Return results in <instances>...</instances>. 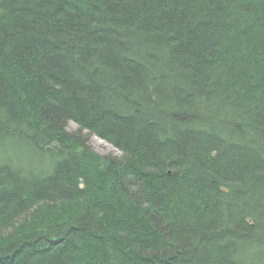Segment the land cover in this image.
Returning a JSON list of instances; mask_svg holds the SVG:
<instances>
[{
  "label": "trees",
  "instance_id": "16d2710c",
  "mask_svg": "<svg viewBox=\"0 0 264 264\" xmlns=\"http://www.w3.org/2000/svg\"><path fill=\"white\" fill-rule=\"evenodd\" d=\"M27 127L61 161L0 154V264H264V0H0V137Z\"/></svg>",
  "mask_w": 264,
  "mask_h": 264
},
{
  "label": "rangeland",
  "instance_id": "374dc122",
  "mask_svg": "<svg viewBox=\"0 0 264 264\" xmlns=\"http://www.w3.org/2000/svg\"><path fill=\"white\" fill-rule=\"evenodd\" d=\"M31 116H36L35 114ZM64 132L69 135L70 137L78 138L80 141L83 140L82 144L84 147L88 148V152L92 153L91 155H95L96 157L100 158L102 161L101 163L105 164V162H110L111 160H118L121 159V156L123 155L122 152L117 149V147L112 146L108 141L105 139H101L98 136H96L94 133L89 135L88 131L83 130L81 133H78L80 130V126H78L74 121L67 120L65 124L62 125ZM4 129V128H3ZM26 134H21L25 133ZM16 133V134H15ZM1 135V134H0ZM22 135V136H19ZM7 136V135H6ZM5 136L0 137V154L3 157L1 159L2 162L9 161L12 164H14L16 167L19 166V169L23 168L27 174L31 173L34 174V177L40 176L39 182H41L42 176L46 174L48 175L50 168L53 163L60 162L61 160L59 157L52 158L49 154H42L39 158L36 157L33 151H36L38 147L41 149L44 148L43 145H40L39 139L36 133H29V128L23 130H14L11 135V139L6 140L4 138ZM15 142L14 144L11 142ZM28 140H32L34 142L32 145H30V142L28 143ZM98 140V142L96 141ZM56 143V142H55ZM52 144L50 145L51 149H54L55 151H59L60 149L58 147V144ZM11 146V147H10ZM21 146V149L19 148ZM46 146V145H45ZM49 147V146H47ZM46 147V148H47ZM49 147V148H50ZM65 148V147H64ZM45 151V150H44ZM80 153H82L81 150H79ZM67 152L64 151V155ZM35 154V155H34ZM68 156V155H67ZM42 162L44 167H42ZM6 164V163H5ZM11 164V165H12ZM7 165V164H6ZM1 166V165H0ZM13 166V165H12ZM21 167V168H20ZM101 167V166H100ZM35 182V180H34ZM85 182L79 183V189L83 190L85 186ZM32 205H35L34 203ZM59 207V206H58ZM61 208V207H59ZM22 219L20 218V221ZM29 230L32 231L33 226H30V224L27 225ZM12 228L8 229H1L0 228V234H7L10 233ZM108 240V239H107ZM106 240V242H107ZM89 251V250H88ZM8 254V252H7ZM6 254V259H9L10 257ZM5 258V257H4ZM32 258V257H31ZM114 261L115 263H113ZM112 264H119L118 259H111Z\"/></svg>",
  "mask_w": 264,
  "mask_h": 264
},
{
  "label": "bare ground",
  "instance_id": "6f19581e",
  "mask_svg": "<svg viewBox=\"0 0 264 264\" xmlns=\"http://www.w3.org/2000/svg\"><path fill=\"white\" fill-rule=\"evenodd\" d=\"M98 142V140H96ZM99 143V142H98Z\"/></svg>",
  "mask_w": 264,
  "mask_h": 264
}]
</instances>
